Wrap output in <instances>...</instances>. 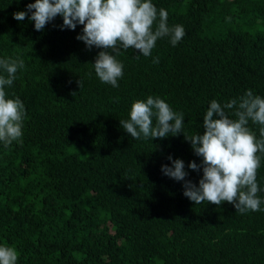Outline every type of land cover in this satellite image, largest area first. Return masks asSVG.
Masks as SVG:
<instances>
[{
    "label": "trees",
    "instance_id": "16d2710c",
    "mask_svg": "<svg viewBox=\"0 0 264 264\" xmlns=\"http://www.w3.org/2000/svg\"><path fill=\"white\" fill-rule=\"evenodd\" d=\"M151 2L185 35L175 46L159 38L148 57L113 53L124 65L113 87L94 70L103 49L77 39L83 25L62 29L57 15L37 31L31 13L13 18L35 0H0V59L25 64L5 86L6 98L25 106L22 136L0 141V245L16 249L17 264H264V153L261 211L197 205L185 181L161 171L169 156L180 159L185 180L199 186L202 157L185 136L203 134L210 102L248 90L264 98V0ZM149 96L184 114V133L134 139L122 128L132 104ZM247 127L264 138V126Z\"/></svg>",
    "mask_w": 264,
    "mask_h": 264
},
{
    "label": "clouds",
    "instance_id": "9594fccd",
    "mask_svg": "<svg viewBox=\"0 0 264 264\" xmlns=\"http://www.w3.org/2000/svg\"><path fill=\"white\" fill-rule=\"evenodd\" d=\"M28 13H31L29 19L34 21L37 31L43 30L57 15L63 17L62 29L75 30L77 24L83 25V34L77 39L89 49L92 46L103 49L93 64L94 70L101 82L113 87H119L117 81L123 76L124 68L113 53L119 54L121 48H133L148 57L159 38L170 37L175 46L185 35L181 25L168 27V12L161 8L158 13L151 0H35L27 5V11L14 13L13 18L23 21ZM157 16L159 22L154 30ZM153 63H159L158 57ZM24 66L19 57L0 59V69L7 73L6 76L0 75V141L6 146L21 138L26 110L18 97L6 98L5 86L12 85L18 69ZM229 111L236 119L229 117ZM249 120L264 126V98L254 95L251 90L224 105L212 100L203 116V134L185 136L195 154L202 157L203 176L199 186L185 180L188 173L180 159L173 160L169 156L172 166L162 165V173L177 181H185L184 195L197 205L207 202L219 206L228 202L241 214L261 211L262 201L257 196L261 189L256 176L260 167L257 153H264V138L257 139L250 131L247 127ZM183 121L182 112L173 111L159 97L149 96L146 101H135L130 119L122 120L120 124L134 139L153 140L184 133ZM261 137H264V127L261 128ZM188 167L192 170L200 168L195 161ZM17 260L14 247L0 245V264H17Z\"/></svg>",
    "mask_w": 264,
    "mask_h": 264
},
{
    "label": "rangeland",
    "instance_id": "374dc122",
    "mask_svg": "<svg viewBox=\"0 0 264 264\" xmlns=\"http://www.w3.org/2000/svg\"><path fill=\"white\" fill-rule=\"evenodd\" d=\"M260 27H261V28L264 27V20L260 23Z\"/></svg>",
    "mask_w": 264,
    "mask_h": 264
}]
</instances>
